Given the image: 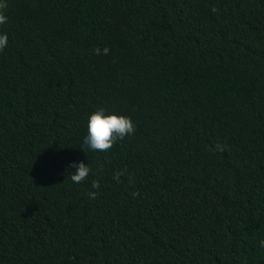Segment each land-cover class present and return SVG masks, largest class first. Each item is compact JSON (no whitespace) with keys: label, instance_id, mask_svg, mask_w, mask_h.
<instances>
[{"label":"trees","instance_id":"1","mask_svg":"<svg viewBox=\"0 0 264 264\" xmlns=\"http://www.w3.org/2000/svg\"><path fill=\"white\" fill-rule=\"evenodd\" d=\"M7 14L0 264H264V0H8ZM95 107L136 126L104 154L81 151ZM71 160L93 169L80 185Z\"/></svg>","mask_w":264,"mask_h":264},{"label":"clouds","instance_id":"2","mask_svg":"<svg viewBox=\"0 0 264 264\" xmlns=\"http://www.w3.org/2000/svg\"><path fill=\"white\" fill-rule=\"evenodd\" d=\"M8 0H0V29L9 22L7 14ZM215 11V10H213ZM9 47V34L0 30V52H4ZM94 54L107 55L109 49H94ZM136 131L134 121L130 116L119 114L111 111L106 107H95L88 115L86 122V134L81 139V151L91 152L93 154H104L114 147L118 141L124 140L126 137L132 136ZM226 145L217 144V151H224ZM64 171L69 181L74 185H80L88 180L93 174V169L89 162L82 160H71L64 166ZM117 182L120 179V173H116L113 177ZM101 187L99 180L91 182V189L87 195L91 199H96L98 191ZM137 193H133L135 197ZM260 249H264V239L258 242Z\"/></svg>","mask_w":264,"mask_h":264}]
</instances>
